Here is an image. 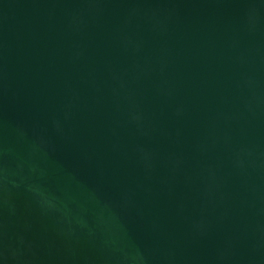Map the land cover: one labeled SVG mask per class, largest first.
<instances>
[{"label": "water", "instance_id": "obj_1", "mask_svg": "<svg viewBox=\"0 0 264 264\" xmlns=\"http://www.w3.org/2000/svg\"><path fill=\"white\" fill-rule=\"evenodd\" d=\"M0 264H264V0H0Z\"/></svg>", "mask_w": 264, "mask_h": 264}]
</instances>
